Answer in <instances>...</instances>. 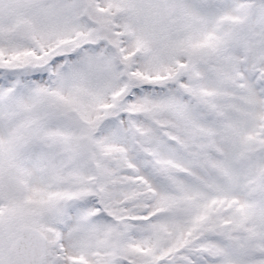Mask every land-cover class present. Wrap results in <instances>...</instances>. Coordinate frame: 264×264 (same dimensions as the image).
I'll return each mask as SVG.
<instances>
[{"label":"rangeland","instance_id":"rangeland-1","mask_svg":"<svg viewBox=\"0 0 264 264\" xmlns=\"http://www.w3.org/2000/svg\"><path fill=\"white\" fill-rule=\"evenodd\" d=\"M224 1L0 0V264L22 228L45 264H264V0Z\"/></svg>","mask_w":264,"mask_h":264},{"label":"water","instance_id":"water-1","mask_svg":"<svg viewBox=\"0 0 264 264\" xmlns=\"http://www.w3.org/2000/svg\"><path fill=\"white\" fill-rule=\"evenodd\" d=\"M8 253L12 264H42L45 239L35 230L22 228Z\"/></svg>","mask_w":264,"mask_h":264},{"label":"flooded vegetation","instance_id":"flooded-vegetation-1","mask_svg":"<svg viewBox=\"0 0 264 264\" xmlns=\"http://www.w3.org/2000/svg\"><path fill=\"white\" fill-rule=\"evenodd\" d=\"M226 14L227 16H232L233 18L234 17H236V15H237V11H236V5L234 4V5H232V6H230L229 5V1L228 0H225L224 2H223V6H222V15L223 14ZM255 14L253 13L252 14V16H254ZM255 200V199H254ZM253 200V201H254ZM255 202V201H254ZM17 233H18V231H17Z\"/></svg>","mask_w":264,"mask_h":264}]
</instances>
